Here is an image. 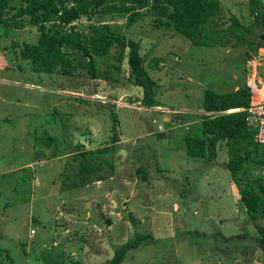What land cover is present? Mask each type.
<instances>
[{"label": "rangeland", "instance_id": "obj_1", "mask_svg": "<svg viewBox=\"0 0 264 264\" xmlns=\"http://www.w3.org/2000/svg\"><path fill=\"white\" fill-rule=\"evenodd\" d=\"M219 2L217 27L229 24L230 16L248 22V0ZM141 18L126 26V13L81 17L76 28L83 30L92 20L110 22L139 41L145 59L161 57L168 69L160 76V106L139 104L141 89L125 81L124 61L114 59L113 47L104 56H93L95 79L84 72L36 75L12 56L24 42L35 41V27H0V246L16 264L24 261L19 243L25 244L27 264H105L114 246L135 231L156 240L127 251L120 264H260L261 250L251 237L224 241L211 236L217 230L256 234L243 219L224 168L223 144L216 145L214 159L206 163L185 154L181 137L197 130L203 89L226 92L244 82L245 47L197 46L173 30L157 28L149 15ZM251 31L259 34L255 27ZM259 48L250 51V63L261 60L264 49ZM174 53L178 62L170 60ZM257 69L264 76V67ZM110 110L116 114L119 139L113 145ZM171 112L183 117L179 124L169 121ZM158 126L168 131L161 133ZM31 133L53 136L66 156L112 145L104 158L113 169H105L102 180L67 189L58 175L65 155L61 161L31 159ZM64 169L71 179L74 168ZM254 173L260 174L259 169ZM202 232L207 233L197 235Z\"/></svg>", "mask_w": 264, "mask_h": 264}, {"label": "trees", "instance_id": "obj_2", "mask_svg": "<svg viewBox=\"0 0 264 264\" xmlns=\"http://www.w3.org/2000/svg\"><path fill=\"white\" fill-rule=\"evenodd\" d=\"M247 9V23H242L236 16H230L229 24L218 28L214 18L220 10L219 0H0V27L4 31L18 30L24 26L35 27V41L24 42L17 51L12 50V56L36 75L45 73L49 76L55 73L71 76L76 72H84L91 79H95L97 72L93 56H104L113 47L114 59L118 62L124 61L121 69L125 68V81L141 89L139 104L150 107L161 105L157 98V94L161 95L163 89L160 76H165L168 69L165 68L163 59L156 56L145 59L147 57L139 53V41L125 37L110 22L92 20L83 30L76 28V22L81 17L90 20L104 15L126 13L125 24L129 26L142 19L143 15H149L157 28L173 30L197 46H243L245 59H248L250 51L264 47V40H260L251 31L255 27L264 32V9L260 0H248ZM157 71L162 74L157 75ZM133 92L139 94V91ZM249 102L250 89L244 82L240 85L234 84L226 92L203 89L201 112L196 116L197 130L181 137L185 154L206 163L214 159L216 145L219 147V143L223 144L227 156L224 168L228 171L230 182L235 186L243 219L253 225L256 234L251 236L240 230L233 235H223L217 230L211 236L214 239L220 237L224 241L251 237L261 250L258 260L260 264H264V223L261 222L264 219V144L253 140V128L245 120L244 109ZM232 108L240 109L225 112ZM170 115L171 123L179 124L183 119H177L180 117L178 112H171ZM108 116L111 122L110 142L113 145L119 140L116 131L117 118L112 110ZM190 117L194 118L191 115ZM157 130L161 133L168 131L161 126ZM31 138V159L43 156L45 159L61 161L62 155H65L66 160L63 164L60 163L61 171L58 175L62 176L60 185L67 189L102 180L104 170L113 169L112 162L104 158V154L113 150L112 145L94 150H72L66 156L56 145L53 136L31 133ZM66 165L74 168L71 179L65 173ZM258 169L260 174H255ZM137 170L143 172L141 178L145 180L146 175L142 168ZM129 221L132 226L135 225L132 214H129ZM155 240L148 232L135 231L125 242L114 246L112 255L105 264H120L127 251L138 248L142 242L149 244ZM24 245H18L24 258L19 264H27L24 263ZM2 251L4 254H1ZM1 255L3 258L0 259V264H16L6 249L0 246Z\"/></svg>", "mask_w": 264, "mask_h": 264}, {"label": "built area", "instance_id": "obj_3", "mask_svg": "<svg viewBox=\"0 0 264 264\" xmlns=\"http://www.w3.org/2000/svg\"><path fill=\"white\" fill-rule=\"evenodd\" d=\"M262 1L264 9V0ZM251 100L245 108V120L253 128V140L264 144V79L249 83Z\"/></svg>", "mask_w": 264, "mask_h": 264}, {"label": "clouds", "instance_id": "obj_4", "mask_svg": "<svg viewBox=\"0 0 264 264\" xmlns=\"http://www.w3.org/2000/svg\"><path fill=\"white\" fill-rule=\"evenodd\" d=\"M261 4H262V1L260 0ZM263 6V5H262ZM216 22V21H215ZM156 26V25H155ZM222 27V26H220ZM219 28V27H218ZM259 30V34L256 35V37H258L260 40H264V32H262V30L258 29ZM172 31V30H171ZM214 46V45H213ZM203 47V46H202ZM212 47V46H210ZM264 47H260L259 50ZM258 50V49H257ZM262 56V57H261ZM179 55L174 53V55H171L170 57V60L173 61V62H178L179 61ZM245 59V57H244ZM259 59L263 60L264 59V53H260V56H259ZM261 60H258L256 61L255 63L252 64V62L250 63L251 61V58H248L246 59V62L248 63L247 66H245L244 68V84L247 85L250 89V85L249 83H254L255 84V81L257 79L259 80H263L264 79V76L261 75L259 72H258V66H263L264 67V61L261 62ZM236 89V88H235ZM251 90H250V100H251ZM250 103V102H249ZM166 109H168L167 107H165ZM240 108H232V109H227L225 110V112H232V111H235V110H238ZM171 110V109H169ZM245 110V109H244ZM171 111H175V109L171 110ZM206 113H210V112H206ZM213 113V112H212ZM219 113V112H217Z\"/></svg>", "mask_w": 264, "mask_h": 264}, {"label": "crops", "instance_id": "obj_5", "mask_svg": "<svg viewBox=\"0 0 264 264\" xmlns=\"http://www.w3.org/2000/svg\"><path fill=\"white\" fill-rule=\"evenodd\" d=\"M236 87H237V86L235 85V86H234V89H235Z\"/></svg>", "mask_w": 264, "mask_h": 264}]
</instances>
